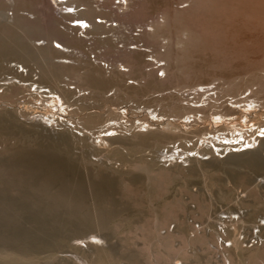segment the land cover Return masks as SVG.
I'll use <instances>...</instances> for the list:
<instances>
[{"label":"rangeland","instance_id":"1","mask_svg":"<svg viewBox=\"0 0 264 264\" xmlns=\"http://www.w3.org/2000/svg\"><path fill=\"white\" fill-rule=\"evenodd\" d=\"M10 1L12 0H0V95L6 89L11 90V83L18 84L19 80L8 73L11 72L9 68L14 70L19 67L24 68L23 71H33L30 77L32 80L19 83H25L26 91L16 97L0 99V129H3L0 134L4 132L0 135V250L8 252L7 249H15L16 252L23 253L26 248L21 264H98L97 261L104 258L101 256H105V252L110 257L107 264H255L256 260L251 255L264 249V168L256 170L248 165H230L229 162L224 163L226 161L223 159L246 151L257 152V149L256 154L261 157L263 154L264 157V151L261 152L259 148L260 143L258 145L257 140L252 142L257 136L264 138L260 135L264 131V81L259 78L264 76V64L252 72L241 71L240 75L237 72L233 77L229 75L235 78H231L232 81L230 77L227 78V74V77L223 76L224 72H220L223 79L220 78L216 69L208 70V77L212 78H184L180 76L177 65L168 58L178 55L177 51L181 49L180 44L173 43L172 35L169 37L162 32L165 34L163 37L160 33L163 37L158 38V41L161 40L158 43L160 45L153 43L158 48L152 47V43L147 46L143 42H137L141 45L138 46L140 49L133 44L121 49L122 45L118 44L119 49L109 51L94 47L91 41L81 47L80 44L66 43L50 31L49 21L53 24L62 9H65L64 5L57 6L52 0H46L47 5L44 7L45 0H29L32 2L30 9L25 8L24 11L20 8L23 9L21 11L17 7L21 0H13L14 3ZM164 1L180 10L187 9L191 3V0ZM116 2L117 0H113V4ZM15 7L21 13L16 11V14ZM80 7L82 8L81 5ZM155 8L146 14L149 15L152 10L154 12ZM160 12L163 14L162 10ZM19 14L25 16L24 18L29 16L26 19L32 18L30 21L35 20L38 24L36 31L39 34L35 31L36 41H32L35 36L33 32L29 34L33 38L26 42L22 37H17L25 32L16 35L17 27L11 29L14 15ZM95 19L100 21L97 17ZM65 20L63 23H68ZM148 20L149 17L144 21V27L151 30L152 27L147 26ZM76 23L77 21L74 24ZM59 24H53L55 34L56 26L61 25ZM113 25L116 27L117 22H113ZM196 26L193 25L194 34L205 39L208 32L199 30L202 29L200 27L196 29ZM23 30L28 34V30ZM138 30L139 27H136L132 34L137 35ZM66 32L68 36L70 33L75 34V31ZM185 34L186 32L181 33L183 36ZM23 37L26 40L25 35ZM44 46H58L60 49L55 50L67 54L58 57L57 54L50 53L53 62L48 61L51 65L59 70L62 68L59 64L62 62L60 65H64L63 71L61 70L63 76H58L56 84L44 79V68L39 63L40 59L35 62V58L37 60L39 57L30 56L33 61L23 55ZM138 52H142V55ZM178 53L185 54L181 50ZM203 54L200 61L210 56L208 51ZM129 55L136 58L139 56L141 62L145 61L139 70L126 64L125 57ZM70 65L74 70L70 69ZM77 71H83V75L98 71V76L105 79L100 80L104 88L96 90L84 81L83 84L79 79L80 72ZM211 71L214 77L210 76ZM32 82L34 84L30 86V91L33 93L29 94L28 84ZM37 83L39 86L44 85L45 90L58 91L57 84L60 87L63 84L61 88L64 89H67L66 85L71 87L74 90L72 99L75 100L67 103L70 111L48 107L40 97H35ZM148 86L153 88L152 91ZM79 89L83 91L78 92ZM130 89L134 93L137 90V93L134 94ZM75 90L83 95L82 100L77 98L78 93L75 94ZM81 103L92 107L82 110L79 106ZM87 114H98L99 120L89 124L84 118ZM46 116H52V119L55 117V122L47 124L44 121ZM109 126L112 130L105 133V128ZM145 129L171 135V140L161 145L152 146L151 143L150 146L147 143L134 149L132 144L137 138L135 135L145 133ZM203 137L207 146L212 140L225 153L219 151V155L212 154L213 157L204 156L190 160L166 156L170 155L166 151L173 148L184 152L198 143V149ZM216 140L223 145H218ZM225 147L229 150L225 151ZM246 156L243 154L236 157L241 160ZM124 157L135 162V159L144 160L151 171L132 168L129 164L133 162H124ZM263 157L259 159L264 161ZM39 161L43 162V167H39V170H33L29 166L32 162ZM158 169L165 172L167 170L164 177L167 175L168 179L157 175L155 171L159 172ZM12 171L23 175V183L16 182ZM242 176L247 177V185L236 181L237 177ZM48 177H51L50 181L47 180ZM47 181L51 183L47 185ZM148 190H152L154 198ZM60 192L65 195L62 199H57L56 195ZM256 194L257 199L253 202ZM165 198L170 199L172 206L177 207L173 213L170 211L172 214L169 212L171 215L166 214L170 216L169 219L163 213L166 209L162 210L160 207L161 200ZM94 213L107 217V227L101 229L89 221L88 216ZM34 254L39 257H33ZM25 257L29 259H24ZM260 263L257 261L256 264Z\"/></svg>","mask_w":264,"mask_h":264},{"label":"bare ground","instance_id":"2","mask_svg":"<svg viewBox=\"0 0 264 264\" xmlns=\"http://www.w3.org/2000/svg\"><path fill=\"white\" fill-rule=\"evenodd\" d=\"M16 1V0H15ZM32 1V0H31ZM29 1V0H21L18 1L20 2L17 7L20 9V8H23L24 11H26V9H30L29 7L32 6V2ZM44 0H42L43 2ZM168 1V0H167ZM183 1V0H182ZM187 1V0H186ZM185 1V2H186ZM189 1V0H188ZM4 2V1H3ZM11 3L13 2L10 1ZM46 0L44 1V7L47 5L46 4ZM53 4L59 6V5H64L65 9H62V11L60 12V15L58 16V18H56V23L53 21V24L56 25L58 23H63L65 19L68 18V20H65V21H68V23H63V24H59L60 26L58 27V25L56 26V29L57 30L56 34L54 33V25L52 24L51 20L49 21V26H50V31H53V35H57L58 38L60 39H64V41H66V43H70V44H75V45H78L80 44L81 47L85 46L87 41L89 43V41H91V44L94 46V47H98L99 48H102V49H107L109 51H112L116 48L119 49L118 47V44H121L122 47L121 49H125L127 48V46H129L128 44H133L135 45V48L137 49H140L138 47V43L137 42H143L144 45H147V46H151V45H148L150 43H152V47L153 46V43L157 42V46L160 45L158 44L159 40L158 41V38L161 37L160 36V33L163 35L162 32H165L166 33V36L169 35V37H171L170 35H172V38H173V43H176V44H180L181 46V49H178L179 51H183L185 52V54H179L177 51V54L178 55H173V57L169 56L168 58L171 59L178 67V69L180 70V76L181 77H198V78H205V79H208V78H212V77H208L209 76V72L208 70L209 69H216L218 70V75L220 72H224L225 74L223 76L227 77L229 79L230 77V80L231 78L234 76L233 74L239 72V75L241 74L240 72L241 71H253V70H257L259 68H261V66H263L264 64V0H191V3H189L190 5L188 6L187 9H183V10H180L179 9H174L173 7H171V4H168V2H165L164 0H122L121 3L118 5V6H115L113 7L114 5L116 4H113V0H52ZM172 2V1H171ZM7 3V2H6ZM14 3V2H13ZM4 4V3H3ZM17 4V3H16ZM126 4V5H125ZM1 5V4H0ZM7 5V4H6ZM80 5L82 6V8L80 7ZM180 5V4H179ZM2 6V5H1ZM5 6V5H4ZM12 6L13 8V5H10ZM40 6V5H38ZM50 6V5H49ZM78 6L80 8H78ZM126 6V7H125ZM177 6V5H176ZM15 7L16 9L15 10V13L16 11L19 12V9ZM28 7V8H27ZM36 8V6H34ZM48 7V6H47ZM125 7V8H124ZM154 7L158 8L160 7L163 14H161V10L158 8V11H156V8H155V11L153 12L154 10ZM171 7V8H170ZM26 8V9H25ZM51 8V6L49 7ZM184 8V7H183ZM3 9V8H2ZM6 9V8H5ZM23 9H20L21 11ZM60 9H61V6H60ZM150 9H153L152 12H150V14H146L148 13V11ZM49 10V9H48ZM127 10V11H125ZM23 11V12H24ZM60 11V10H59ZM17 12V13H18ZM57 12V11H55ZM16 13V14H17ZM21 13V12H19ZM56 14V15H57ZM144 15L147 19V17H149V20H148V24L147 26H151V30H147L146 27V24H145V20H144ZM164 15V16H163ZM6 16V15H5ZM27 16V15H26ZM33 16V15H32ZM7 17V16H6ZM15 19L13 20V26L10 25L9 28L13 29L14 30V27H17L18 28V32L17 31V28H16V35H21V33L24 34L22 36H17L18 39L19 37H22L24 39V41H29L30 39L29 38H33L32 36H29V34L31 35V33L33 32V34H35L34 38L32 39V41H36L37 40V37H36V33L39 34L37 31V26L38 24L35 23L36 21H30L26 18L23 17V15L19 14V15H14ZM57 17V16H56ZM99 18V22L96 21L95 18ZM60 18V19H59ZM52 19V18H51ZM141 19V20H140ZM10 21V20H9ZM72 21H77L76 24H70V22ZM8 22V21H7ZM6 22V23H7ZM113 22H117V26L115 27V25H113ZM5 24V22H2ZM139 23V24H138ZM10 24V23H8ZM197 25L196 29H199L202 28V29H199V30H202V31H205L207 34H206V38H201L200 36H196L193 32V25ZM0 25H1V22H0ZM84 25H87V27H85ZM62 26V27H61ZM61 27V28H60ZM136 27H139L140 30H138L137 32V35H133V31H135ZM8 29V28H7ZM23 29H26L28 30V34H27V31H24ZM138 29V28H137ZM204 29V30H203ZM37 30V31H36ZM8 31H10V29H8ZM6 31V32H8ZM22 31V32H21ZM29 31H31L29 33ZM36 31V33H35ZM66 31H75V34L73 35L72 33H70V36H68L69 34L66 32ZM76 31H78L79 33L77 34ZM5 32V33H6ZM183 32H186L185 36L181 35V33ZM12 33V32H10ZM74 33V32H73ZM27 34V35H26ZM32 34V35H33ZM198 34V33H197ZM25 35L26 37V40L25 38L23 37ZM73 35V36H71ZM90 35V36H89ZM50 36V35H49ZM165 36V34L163 35V37ZM15 38V34L13 36ZM16 37V38H17ZM28 37V38H27ZM54 37V36H53ZM161 37V38H163ZM180 37V38H179ZM4 38V37H3ZM39 38V36H38ZM48 38V37H47ZM21 39V38H20ZM22 39V40H23ZM49 39V38H48ZM54 39V38H53ZM171 39V38H170ZM8 40V39H7ZM46 40V38H45ZM52 40V39H51ZM157 40V41H156ZM52 41H56V40H52ZM31 42V41H30ZM29 42V44H30ZM33 43V42H32ZM31 43V44H32ZM45 44V43H44ZM48 44V42H47ZM51 44V43H50ZM58 44V43H57ZM169 44V43H168ZM43 45V44H42ZM73 45L71 47H73ZM120 45V46H121ZM69 46V45H68ZM141 46V45H140ZM157 46H155V48H158ZM50 47V46H49ZM48 46H44V47H38V48H35V52H26L25 54L23 53L24 57L27 58V57H39L35 58V62L40 59L39 63L41 65H43V68H44V72H43V77L44 79L46 78L49 82H52L53 84H56V79L58 78V76L61 74L62 75V68H64V65H60L59 62V66L62 67L60 68L61 70L56 69L53 65H51L50 61L48 60H51V54H57L58 57L59 56H62V55H67V54H64V53H60L58 50H55V49H60V47L55 45V47H51L49 48ZM67 47V45H66ZM93 47V48H94ZM144 47V46H142ZM8 48V47H7ZM69 48V47H68ZM134 48V49H135ZM146 48V47H145ZM149 48V47H148ZM167 48V47H166ZM63 49V48H62ZM77 49V48H75ZM97 49V48H96ZM65 51V50H64ZM205 51H208L210 55L207 59L203 58L201 61H200V57L201 55L205 52ZM5 52V51H4ZM7 53V52H6ZM10 53V52H9ZM51 53V54H50ZM139 53V52H138ZM142 53V52H141ZM139 53V54H141ZM5 54V53H4ZM171 54V53H170ZM169 54V55H170ZM56 55V56H57ZM142 55V54H141ZM204 55V54H203ZM202 55V56H203ZM206 55V54H205ZM53 55V57H56ZM207 56V55H206ZM30 57V59H31ZM33 57V58H34ZM49 57V59H47ZM52 57V58H53ZM67 57V56H66ZM204 57V56H203ZM32 58V59H33ZM62 58V57H61ZM60 58V59H61ZM126 59V64L127 65H131L132 67L131 68H137L136 70H139L140 67H142L141 65L145 62H141L138 58H140L138 56V58L136 57H131L130 55L129 56H126L125 57ZM28 59V58H27ZM31 59V60H32ZM64 59V57H63ZM141 59V58H140ZM53 60V59H52ZM51 60V61H52ZM142 60V59H141ZM146 60V59H144ZM168 60V59H167ZM34 61V59H33ZM50 63H48V62ZM61 61V60H60ZM171 61V62H172ZM24 62V61H23ZM29 62V61H28ZM53 62V61H52ZM2 64V63H1ZM65 64V63H64ZM174 64V65H175ZM3 65V64H2ZM15 65V64H14ZM74 65V64H72ZM83 65V64H82ZM56 66V64H55ZM76 66V65H75ZM8 67V66H7ZM11 67V65L9 66ZM14 67V66H13ZM12 67V68H13ZM32 67V66H31ZM67 67V66H66ZM65 67V69H66ZM69 67V66H68ZM71 67V65H70ZM83 67V66H81ZM79 67V68H81ZM2 68V67H0ZM40 68V67H39ZM41 68V69H43ZM74 68V67H73ZM72 67L70 69L74 70ZM139 68V69H138ZM176 68V67H175ZM24 69V68H23ZM23 69L19 68V67H15V69H10L9 68V71L11 72H8L11 74V77L13 75V77H16L19 81H18V84H12L11 83V90L9 91V89H6L3 91L2 95H0V99H6V98H9V97H16L18 94L20 93H23L26 88V85H24L25 83H20V81H25L27 79L29 80H32L30 77L32 76L31 73L32 71H30L29 69L27 70V68L25 70L27 71H23ZM83 69V68H82ZM87 69V68H86ZM85 69V70H86ZM93 69V68H92ZM7 70V69H6ZM67 70V69H66ZM76 70H77V66H76ZM75 70V71H76ZM210 71V70H209ZM215 71V70H214ZM42 72V71H41ZM67 72V71H65ZM73 72V71H71ZM78 72V71H77ZM80 72V73H79ZM78 73L82 76H80L79 74V79H81L80 81H84L87 85L91 86L90 88H94L96 90L100 89V88H104V85L103 83H101V79H104V78H101L99 77L100 74L98 73V71H93V72H90V73H87L85 75H83V71H79ZM85 72V71H84ZM212 72L211 71L210 73V76L212 75ZM7 73V74H8ZM34 74V73H33ZM64 74V73H63ZM125 74V73H124ZM216 74V75H217ZM227 74V76H226ZM6 75V74H5ZM41 75V77H42ZM60 75V77H61ZM77 75H75L74 77H76V80L78 79ZM99 75V76H98ZM214 75V74H213ZM212 75V76H213ZM217 75V76H218ZM229 75H233L232 77L229 76ZM238 75V76H239ZM244 75V73H243ZM34 76V75H33ZM63 76V75H62ZM68 76V74H67ZM144 76V75H143ZM220 78H222L223 76L221 75L220 73ZM214 77V76H213ZM224 77V78H225ZM263 77V78H262ZM40 78V77H39ZM70 78V76H69ZM73 78V77H72ZM106 78V77H105ZM219 78V77H217ZM261 78L263 81H264V76H261L259 77ZM60 79V78H59ZM107 79V78H106ZM111 79V78H110ZM109 79V80H110ZM214 79V78H213ZM223 79V78H222ZM221 79V80H222ZM235 79V78H234ZM232 78V80H234ZM36 80V79H35ZM62 80V79H60ZM65 80V79H64ZM72 80V79H71ZM105 80V79H104ZM107 80V82L109 81ZM125 80V79H124ZM159 80V79H158ZM188 80V79H187ZM198 80V79H197ZM200 80V79H199ZM228 80V81H230ZM231 80V81H232ZM63 81V80H62ZM112 81V79H111ZM204 81V80H202ZM215 81V80H214ZM254 81V80H253ZM38 82V81H37ZM81 82V83H82ZM83 82V84H84ZM40 83V82H38ZM37 83V84H38ZM43 83V82H42ZM50 83V84H52ZM34 84L33 82L31 84H28L29 85V88L27 91H29L28 93L29 94H32L33 92L30 91V86ZM47 84V83H46ZM49 84V83H48ZM52 84V85H53ZM60 84V83H59ZM67 84V83H66ZM65 84V85H66ZM183 84V83H182ZM8 85V84H7ZM42 84H38V86H36L35 88V92L34 94L36 95L35 97H40L41 101H44L46 102V104L48 105V107H52V108H56L58 110H63V111H70L69 110V107L70 103V100H75V99H72L73 98V91L71 90V87L69 86H65L67 87V89L65 88H61L60 86H57L56 87H59L57 90L58 91H54V90H45V87L43 88V86H41ZM151 85V84H150ZM161 85V84H160ZM264 84H262L263 86ZM2 86V84H1ZM6 86V84H5ZM33 86V85H32ZM112 86V85H111ZM7 87V86H6ZM28 87V86H27ZM81 87V86H79ZM77 87V88H79ZM151 87V86H150ZM155 87V86H154ZM160 87V86H159ZM110 88V87H109ZM149 88V86H148ZM55 89V88H54ZM75 89V88H74ZM81 89V88H80ZM78 90V92L80 91H83V90ZM83 89V88H82ZM93 89V91H94ZM136 89V88H135ZM151 89V88H149ZM153 89V88H152ZM152 89L150 91H152ZM157 89V88H156ZM113 90V89H112ZM131 90V89H130ZM145 90V89H144ZM263 89L261 88L260 91H262ZM34 91V90H33ZM103 91V90H102ZM127 91V89L125 90ZM129 91V90H128ZM133 92V90H131ZM130 91V92H131ZM155 91V90H154ZM153 91V92H154ZM77 90H75V94L78 93ZM85 92V90H84ZM101 92V90H100ZM124 92V91H123ZM129 92V94H130ZM131 92V93H132ZM135 92L137 93V90H135ZM145 92V91H144ZM158 92V91H156ZM43 93V94H42ZM59 93V94H58ZM134 93V92H133ZM134 93V94H136ZM141 93V92H140ZM146 93V92H145ZM258 93V92H257ZM100 94V93H99ZM122 94V92H121ZM126 95H128L127 93H125ZM134 94H130V95H133ZM147 94V93H146ZM88 95V94H87ZM92 95V94H91ZM105 95V94H104ZM113 95V94H112ZM140 95V94H139ZM76 96V95H75ZM81 95L80 93H78V96L77 98H80L81 99ZM123 96V94H122ZM129 96V95H128ZM146 96V95H145ZM31 97V96H30ZM124 97V96H123ZM143 97V96H142ZM109 98V97H108ZM115 98V97H114ZM118 98V97H117ZM121 98V97H120ZM87 99V98H86ZM107 99V97L105 98ZM113 99V98H111ZM129 99V98H128ZM85 100V99H83ZM169 100V99H168ZM173 100V99H172ZM79 101V100H77ZM76 101V102H77ZM109 101V99H108ZM81 102V101H79ZM78 102V103H79ZM87 102V101H86ZM91 102V101H90ZM93 102V101H92ZM91 102V103H92ZM104 102V101H103ZM165 102V101H164ZM68 103V104H67ZM97 103V102H96ZM111 103V102H110ZM166 103V102H165ZM177 103V101H176ZM33 104V103H32ZM124 104V103H123ZM170 104V103H169ZM171 105V104H170ZM80 106V109L82 110H86L87 107L90 108L91 105H85L84 103H81L79 104ZM118 106V105H117ZM127 106V105H126ZM92 107V106H91ZM169 107V105H168ZM175 107V106H174ZM51 108V109H52ZM79 108V107H78ZM96 108V107H94ZM177 108V107H176ZM77 109V108H76ZM171 109V108H170ZM179 109V107L177 108V110ZM62 111V112H63ZM80 111V110H79ZM173 111V110H172ZM82 112V111H81ZM87 112V111H86ZM85 112V113H86ZM180 113V112H179ZM48 114V113H47ZM52 114V113H51ZM50 114V115H51ZM67 114V112H66ZM75 114V113H74ZM53 115V114H52ZM76 115V114H75ZM98 115V114H97ZM97 115L95 116L94 114H87L84 116L85 120L89 123V124H94V122L96 120H99L97 118ZM159 115V114H158ZM171 115V114H170ZM101 117V116H100ZM99 117V118H100ZM55 117H53L52 119V116L50 118V116H46L44 118V121L51 125L53 123V121L55 122L54 120ZM76 120V119H75ZM101 120V119H100ZM58 122V121H57ZM83 122V121H82ZM105 122V121H104ZM75 123H79V121H75ZM121 123V122H120ZM80 124V123H79ZM122 124V123H121ZM144 124V123H143ZM141 125V124H139ZM91 126V125H90ZM93 126V125H92ZM102 126V125H101ZM142 126V125H141ZM148 126V125H147ZM107 127V126H106ZM120 127V126H119ZM138 127V126H137ZM85 128V127H84ZM92 128V127H91ZM112 128V127H111ZM110 126L109 128H104L101 129V130H104V132L108 131L109 129H111ZM142 128V127H141ZM88 129H90L88 127ZM116 129V128H115ZM126 129V128H125ZM1 131H3V129H0ZM112 130V129H111ZM0 131V132H1ZM146 131V129H145ZM101 132V131H100ZM102 132V133H104ZM105 132V133H106ZM141 132H144V130H142ZM4 132H2L0 135L2 136ZM10 133V132H8ZM117 133V132H116ZM117 135V134H116ZM173 135V134H172ZM0 136V137H1ZM137 138L135 139V141L133 142L132 144V147L134 149L138 148L139 146H142L144 144L147 145H150L151 146V143H152V146L155 144V145H161L163 143H169L170 140H171V135H167V134H161V133H157L156 131H146L145 133H139V135H135ZM134 136V137H135ZM215 137V136H214ZM66 138V137H65ZM65 138L63 140H65ZM72 138V137H70ZM107 138V137H105ZM113 138V137H112ZM116 138V137H115ZM2 139V138H0ZM223 139V138H222ZM220 139V140H222ZM226 139V138H224ZM223 139V140H224ZM233 139V138H232ZM238 140V138H236ZM71 140V139H70ZM107 140H109L107 138ZM211 140V139H209ZM222 140V142H224ZM235 140V139H234ZM233 140V141H234ZM257 140V141H256ZM5 141V140H3ZM11 141V140H10ZM113 141V139L111 140ZM117 141V140H114V142ZM217 141V140H216ZM258 142V145L260 143V149H261V152L264 151V138H257L255 137L253 139L252 142ZM119 142V141H118ZM211 144H209V146H207L208 144L205 143V138L203 137L198 149L197 148V145L198 143L194 146V148H191V149H186V151H181L179 152V150H168L166 152H168L170 155H166L167 157H177V158H185V159H193V158H199V157H204V156H212V154H218L219 155V151L223 150V149H220L219 147L216 146V144H214L211 141ZM221 142V141H220ZM230 142V141H229ZM249 142V141H248ZM251 142V143H252ZM245 143V142H244ZM243 143V145H245ZM250 143V144H251ZM114 144V143H113ZM112 144V145H113ZM217 144H221L217 141ZM231 144V143H230ZM145 145V147H146ZM223 145V143L221 144V146ZM224 145H228L227 143H224ZM230 146V145H229ZM228 146V147H229ZM233 146V144L231 145ZM230 146V147H231ZM235 146V145H234ZM237 146V145H236ZM124 147V146H123ZM143 147V146H142ZM227 147V146H226ZM225 147V151L229 150L228 148ZM242 147V146H241ZM132 148V149H133ZM155 148V146H154ZM159 148V146H158ZM168 148V147H167ZM224 148V146H223ZM244 148V147H243ZM249 148V147H248ZM196 149V152L193 153V150ZM259 149V151H260ZM131 150V149H130ZM138 150V149H137ZM16 152V151H15ZM134 152V151H133ZM221 152H224V151H221ZM252 152L251 151H246V152H243L241 154H232L226 158H224L223 160H225L226 162L224 163H233V165L237 164V165H248V166H253V168H255L256 170H258L259 168L262 170V168H264V161L263 160H260L262 159L263 157V154H262V157L257 155L256 153H258V149H257V152L255 150V152L253 151L252 153H255V155H249L248 156V153ZM38 153V152H37ZM117 153V152H116ZM119 153V152H118ZM225 153V152H224ZM231 153V152H230ZM17 154V153H16ZM22 154V153H21ZM121 154V152H120ZM243 154H246L247 156L244 157L243 159L239 160L236 156H240L243 155ZM261 154V153H260ZM24 155V154H23ZM26 155V154H25ZM124 155V153L122 154ZM125 156V155H124ZM137 156V155H136ZM185 156V157H184ZM235 156V157H234ZM123 157V156H122ZM126 157V156H125ZM123 158L124 159V162L128 161L127 163H131L133 162V164H129L133 167H137V168H140L142 169V171H151V168L150 166L148 167L147 164H145V161H139V159H135L136 162L133 160V161H130V159L126 160L127 158ZM138 157V156H137ZM175 157V158H176ZM213 157V156H212ZM234 157V158H232ZM260 157V159H259ZM132 158V157H131ZM264 158V157H263ZM30 159V158H29ZM143 159V157H142ZM140 159V160H142ZM212 160H214L213 158H211ZM169 160V159H168ZM184 160V159H183ZM182 160V161H183ZM37 161V160H36ZM121 161V160H120ZM140 162V164H138V162ZM172 161V160H171ZM195 161V160H194ZM25 162V161H24ZM123 162V161H122ZM135 162V164H134ZM143 162V164H141ZM137 163V164H136ZM43 162L39 161L38 163H35V162H32V164H29V166L33 169V170H36V169H40L39 167H43ZM47 164V163H46ZM45 164V165H46ZM44 165V166H45ZM128 165V164H127ZM134 165V166H133ZM228 165V164H227ZM65 166V165H64ZM130 166V167H131ZM153 167V166H152ZM157 168V167H156ZM248 169V168H247ZM31 170V171H33ZM42 170V169H41ZM40 170V171H41ZM56 170V169H55ZM58 170V169H57ZM137 170V169H136ZM153 170V169H152ZM159 170V169H158ZM166 170V169H165ZM60 171V170H59ZM157 172V175H161L163 176V178H166L164 177V175L166 174V172L162 169V170H159L158 171H155ZM259 172V171H258ZM12 174L14 175V177L17 179V183L18 182H22L25 180V178L23 177V175L21 176L20 173H18V171H12ZM151 174V173H150ZM169 174V173H167ZM250 174V173H249ZM253 174V173H252ZM258 174V173H257ZM248 175V173H247ZM147 176V175H146ZM150 176V175H149ZM148 176V177H149ZM212 176V175H211ZM252 176V175H251ZM22 177L24 179H22ZM236 177V176H235ZM161 178V177H160ZM28 179V178H27ZM51 179V177H48L47 180ZM168 179V178H166ZM165 179V180H166ZM46 180V179H45ZM150 180V179H149ZM148 180V182H149ZM247 177L246 176H242V177H237L236 181L244 184L247 182ZM50 181V180H49ZM47 181V185L51 182ZM28 182V181H27ZM234 182V181H233ZM152 183V181H151ZM81 184V183H80ZM252 184V183H251ZM21 185V184H20ZM102 185V184H101ZM138 185V184H137ZM247 185V183H246ZM250 185V184H248ZM126 186V185H125ZM158 186V185H157ZM163 186V184L161 185ZM255 186V185H254ZM51 187V186H50ZM129 187V186H128ZM131 187V186H130ZM134 187V186H133ZM77 188V187H76ZM84 188V187H83ZM152 188L155 189V186L152 185ZM242 188V187H241ZM254 188V187H251V189ZM257 188V187H256ZM87 189V188H86ZM132 189V188H131ZM129 189V190H131ZM152 189V190H154ZM158 189V188H157ZM161 189V187H160ZM165 190V187L163 188ZM82 190V189H81ZM152 190L150 192V190H148L149 192L148 193H152ZM258 190V189H257ZM131 191H134L131 190ZM139 191V190H138ZM158 191V190H157ZM255 191V190H254ZM59 192V191H58ZM250 192V190H249ZM257 192V191H256ZM255 192V193H256ZM89 193V192H88ZM156 193V192H155ZM160 193H162L160 191ZM264 193V192H263ZM84 194V193H82ZM135 194V193H134ZM148 194V195H150ZM251 194V193H250ZM64 192H60L58 193L56 196H57V199L58 198H63L64 197ZM147 195V196H148ZM152 197L154 196V193L151 194ZM252 195V194H251ZM254 195V193H253ZM257 194L255 195V197H253V202L256 201L257 199ZM150 197V196H148ZM252 197V196H250ZM262 197V196H261ZM68 198V197H67ZM92 198V197H91ZM144 198V197H143ZM154 198V197H153ZM159 198V197H158ZM260 198V197H259ZM255 199V200H254ZM153 200V199H152ZM170 200V199H169ZM168 199L165 198V200H161V208H163L162 210H168V211H164V215L165 217H169L170 216H167L166 214H168L170 211L173 213V211H175L174 209H177V207L175 208L174 206H172V203L171 201H169ZM175 200V199H173ZM260 201V199L258 200ZM264 201V200H262ZM176 203V201H175ZM139 204V203H138ZM254 203H252L253 205ZM159 205V204H158ZM257 205V204H256ZM255 205V206H256ZM261 205V204H260ZM92 207V206H91ZM100 207V206H98ZM158 207V206H157ZM159 207V208H160ZM254 207V206H252ZM260 207V206H259ZM154 208V207H153ZM152 208V209H153ZM165 208V209H164ZM255 208V207H254ZM264 208V207H263ZM101 209V208H100ZM154 210V209H153ZM161 210V209H160ZM253 210V209H252ZM262 210V209H261ZM263 211V210H262ZM94 212V210L92 211ZM99 212V211H98ZM97 212V214H98ZM102 212V211H101ZM170 212V213H171ZM108 213V212H107ZM169 213V214H170ZM171 213V214H172ZM259 213V212H258ZM261 213V211H260ZM95 214V213H94ZM89 215L88 218H89V221L94 224V226H98L100 227L101 229L104 228L106 225H107V217L105 218L102 217V216H99V215ZM103 214V213H101ZM168 214V215H169ZM170 214V215H171ZM84 216V215H83ZM110 218V217H109ZM163 219V218H162ZM166 219V218H165ZM165 221V220H164ZM163 221V222H164ZM168 221V220H167ZM166 222V221H165ZM107 227V226H106ZM97 228V227H96ZM105 230V229H103ZM102 230V231H103ZM262 230L264 231V228H262ZM103 234V233H102ZM148 235V234H147ZM170 239V238H169ZM29 248V249H28ZM28 251L30 250V247H28ZM40 248V247H39ZM48 248V247H46ZM9 250L8 252L7 251H4V250H0V264H21L22 263V260H23V253L26 252V248H25V251L23 250V253L21 251H15V249L13 251H11V249H7ZM43 250H46V249H43ZM42 251V249H41ZM48 251V250H47ZM260 251V250H259ZM35 252V251H34ZM38 253V251H36ZM43 252V251H42ZM31 254V252H29ZM28 253V254H29ZM101 253V252H100ZM26 254V253H24ZM29 254V257L32 255ZM41 254V253H40ZM107 253L105 252V256L102 255L101 253V257H104V258H99L101 259L100 262L97 261V263L99 264H107V259L109 257V254L106 255ZM37 255V254H36ZM36 255L34 254L33 257ZM53 256V255H52ZM240 256V255H239ZM252 256V259L253 260H256L254 262L257 263V261H260L261 263L260 264H264V249L263 251H261L260 253H256V254H253L251 255ZM250 256V258H251ZM39 256H37L36 258H38ZM44 257V256H43ZM42 257V258H43ZM47 256H45L46 258ZM99 257H100V254H99ZM41 258V257H40ZM98 258V256H97ZM110 258V257H109ZM24 259H29L28 257L24 258ZM26 260V261H27ZM41 260V259H40ZM43 260V259H42ZM25 261V260H24ZM23 261V262H24ZM32 261V260H31ZM30 261V262H31ZM29 261H27L28 263ZM26 263V262H25ZM24 263V264H25ZM43 263V262H42ZM255 263V264H256ZM31 264V263H30Z\"/></svg>","mask_w":264,"mask_h":264},{"label":"built area","instance_id":"3","mask_svg":"<svg viewBox=\"0 0 264 264\" xmlns=\"http://www.w3.org/2000/svg\"><path fill=\"white\" fill-rule=\"evenodd\" d=\"M121 1H122V0H117L116 4H120ZM75 22H76V21H74V22L72 21V23L70 22V24H74ZM139 45H140V44H138V46H139Z\"/></svg>","mask_w":264,"mask_h":264},{"label":"snow or ice","instance_id":"4","mask_svg":"<svg viewBox=\"0 0 264 264\" xmlns=\"http://www.w3.org/2000/svg\"><path fill=\"white\" fill-rule=\"evenodd\" d=\"M84 26L87 27V25ZM260 135L264 136V131H261Z\"/></svg>","mask_w":264,"mask_h":264}]
</instances>
